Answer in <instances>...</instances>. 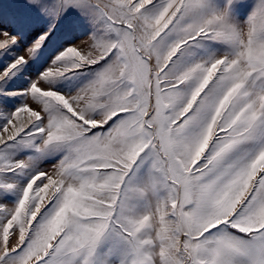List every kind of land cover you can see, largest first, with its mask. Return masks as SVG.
<instances>
[{
    "label": "snow or ice",
    "instance_id": "1",
    "mask_svg": "<svg viewBox=\"0 0 264 264\" xmlns=\"http://www.w3.org/2000/svg\"><path fill=\"white\" fill-rule=\"evenodd\" d=\"M17 7L0 264H264V0Z\"/></svg>",
    "mask_w": 264,
    "mask_h": 264
},
{
    "label": "rangeland",
    "instance_id": "2",
    "mask_svg": "<svg viewBox=\"0 0 264 264\" xmlns=\"http://www.w3.org/2000/svg\"><path fill=\"white\" fill-rule=\"evenodd\" d=\"M249 3H258V0H248ZM24 3V0H0V13H11L20 10L17 6ZM78 39L76 40L77 45L84 51L88 50L87 36L80 35L77 33ZM85 41V43H81Z\"/></svg>",
    "mask_w": 264,
    "mask_h": 264
}]
</instances>
